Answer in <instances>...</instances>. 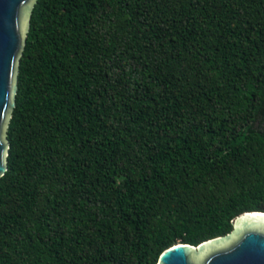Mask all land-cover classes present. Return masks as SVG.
I'll use <instances>...</instances> for the list:
<instances>
[{"label":"trees","instance_id":"obj_1","mask_svg":"<svg viewBox=\"0 0 264 264\" xmlns=\"http://www.w3.org/2000/svg\"><path fill=\"white\" fill-rule=\"evenodd\" d=\"M0 178V264H157L264 212V0H38Z\"/></svg>","mask_w":264,"mask_h":264},{"label":"water","instance_id":"obj_2","mask_svg":"<svg viewBox=\"0 0 264 264\" xmlns=\"http://www.w3.org/2000/svg\"><path fill=\"white\" fill-rule=\"evenodd\" d=\"M38 0H0V178L7 171V129L15 108L19 63ZM157 264H264V212H245L232 230L196 246L178 243Z\"/></svg>","mask_w":264,"mask_h":264}]
</instances>
